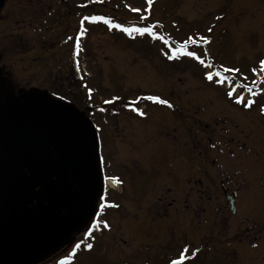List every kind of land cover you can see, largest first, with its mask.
I'll return each instance as SVG.
<instances>
[{
	"label": "rangeland",
	"instance_id": "374dc122",
	"mask_svg": "<svg viewBox=\"0 0 264 264\" xmlns=\"http://www.w3.org/2000/svg\"><path fill=\"white\" fill-rule=\"evenodd\" d=\"M71 2L78 4L86 31L78 32L79 62L99 78L91 96L100 100L106 89L123 90L124 127L102 123L88 130L91 142L84 137L76 143L75 132L54 128L73 108L71 86L46 79L45 91L25 92L21 85L10 137L14 145L24 138L30 145L9 149L11 177L0 176V194L12 193L0 197V264H264V0ZM55 3L0 0V38L9 30V68L22 54V65L38 56L28 65L34 72L12 73L14 81L42 76L40 67L53 70L46 78L63 68L59 46L52 43L56 34L48 31L57 29ZM94 46L102 48L98 55L106 61L90 57ZM242 88L249 91L242 94ZM139 110L145 116L137 117ZM222 119L235 134L234 157L226 152L218 157V149L201 138V129ZM47 122L50 128L43 127ZM18 154L36 162L26 164L29 183L20 174ZM203 154L209 162L201 167ZM214 157L217 164L210 163ZM0 158L4 171L7 160ZM218 170L221 177L234 176L229 189L239 200L234 215L220 197ZM58 171L65 175L63 192L78 174L94 187L92 203L104 190L107 194L76 230L32 222L42 204L53 205L62 195L57 177L47 183ZM105 180L117 188L104 187ZM203 210L214 215L211 228L202 223Z\"/></svg>",
	"mask_w": 264,
	"mask_h": 264
},
{
	"label": "flooded vegetation",
	"instance_id": "af4514ba",
	"mask_svg": "<svg viewBox=\"0 0 264 264\" xmlns=\"http://www.w3.org/2000/svg\"><path fill=\"white\" fill-rule=\"evenodd\" d=\"M58 2L56 0V3L54 4L56 6L57 12L55 15V20L57 22V29L56 30H48L49 32H54L56 34V40L52 43H57L60 49V57L58 59H61V62H64V66H59L58 73H56L55 76H50L49 78H46V74L53 71L50 67L44 68L40 67L41 72H43L42 76L33 77V76H21L23 77V82H16L14 81V77L11 76L12 73H18L20 75L24 74H31L34 72V70L30 71V67L28 65H31L33 63V59L36 62V54H33L30 56L31 60L28 58L26 60V64L22 63L23 57L25 54H22L21 57L16 59V64L13 68H9V30H5L4 38H0V156L3 155V160H7L9 157V149L11 151H19V149L23 148V140L17 141L14 145L12 144L13 140H11L10 132L13 131V127L9 124V118H15L17 115L12 114L15 106L17 104V101L21 102L20 99H18V92H21V85H25V92H33L36 91L37 88L41 91H45V88L47 86L46 79H50L52 82H56L58 85L67 84L70 85L72 88L71 92V99H69V103L73 108H70L66 110V114L64 115L62 122H57V124L54 125V128L57 131H61L63 129L72 130L75 132L76 138L75 142H84V137L87 138L89 142H91V138L88 136V130L90 128L94 127H100L102 123H106V127L109 129L110 126L117 128L118 130L122 129L124 127V104L120 102V100L123 98V90H119L117 92L110 91L109 89H106V91H109L108 93H105V96L102 99H93L91 96L92 89L99 84L97 83V80L99 78H96L95 72L88 73L87 75L84 74V71L82 69V66L80 65L81 62H79L78 58V32L80 28V23L77 18V9L78 4L77 3H69L68 0H59ZM94 10V8H92ZM93 21H98L97 19H94ZM51 36V35H50ZM93 41V40H92ZM97 45V44H95ZM102 48H98L97 46H94L91 50L89 49L87 53L90 54V57H93L94 59H98L101 55H98V53H101ZM24 53V52H23ZM43 55H46L44 52H42ZM26 56V55H25ZM46 58V57H45ZM10 59H14V57H10ZM108 59V57L102 55L101 56V62H104ZM81 60V59H80ZM20 61V62H19ZM25 63V62H24ZM95 62H93L94 64ZM100 68V67H98ZM94 69V67H93ZM96 71L99 76L102 74V71L100 72L99 69ZM103 76V74H102ZM109 77V75L107 76ZM107 77H103V81L105 82L107 80ZM24 78H28V81H25ZM96 81V82H95ZM104 82H101L102 84ZM20 85V86H19ZM107 86V85H106ZM104 86V88L106 87ZM99 87V86H98ZM49 88V87H48ZM9 90L11 91V95L9 96ZM28 94V93H27ZM109 96H108V95ZM61 97V96H59ZM10 98V99H9ZM62 111V108L60 107L57 112ZM136 116L140 118L142 112L139 110L136 113ZM142 116H145V113L142 114ZM148 116L150 117V113H148ZM60 117V116H59ZM11 118V119H12ZM24 118L21 117V120ZM66 123H64V122ZM69 122V123H68ZM226 121L224 119L217 120L213 125L210 126V129H207V127H204V136L202 135V140L206 141L207 145H210L213 148L218 149V157H224L225 152L227 153L228 157H234V145H235V134L233 132V129L230 126L224 125ZM50 124V123H49ZM48 124V122L43 126L44 128H50L51 126ZM18 127L16 129L17 131H23L24 125L22 124H15L14 127ZM48 131V130H46ZM264 131V129H263ZM15 136V135H14ZM14 138V137H12ZM107 139V136L104 137V140ZM201 140V141H202ZM264 137L261 139V143H263ZM72 143V142H71ZM245 144V143H244ZM243 145V144H242ZM245 146V145H243ZM206 148V147H205ZM207 151V148L205 149ZM5 154L8 156L5 157ZM19 160H21L23 163H30V160L24 159L20 154L17 156ZM201 158V157H200ZM1 161V158H0ZM205 162H209L208 157L203 154V157L201 158V167L202 164ZM210 163L217 164V157H214L210 160ZM8 164V165H7ZM207 164V163H205ZM204 164V165H205ZM6 169L4 171L0 170V176L4 178H8L9 176V160L5 163ZM204 168V167H203ZM26 166H21L20 170L21 172L26 171ZM217 174L219 176L218 178V189L220 190V197L223 196L227 191H230L229 189L232 188L235 184L233 183V176L226 175L225 177H221V171H217ZM204 174H202L203 176ZM29 174H23L24 180H28ZM65 175L61 174L59 171L58 173H51L49 174V178L47 179L48 183L52 182V180L57 177L59 184L58 187L59 193L61 192L62 195L58 198L59 202L57 200L53 202V205L49 204V201L45 203V205H41L43 209H39L41 212H37V218L36 220L32 221L33 223H41L45 224L47 226H53L54 228L57 227H64L67 230H76L80 227V225L83 222L89 221L93 216L94 213L93 208L100 204L101 201H104L107 199L106 191L104 190L102 195H97V200L95 203L93 202L94 194L93 190L94 187L91 185V183L83 176H80L78 174H72L70 179V185L69 189H67L65 192H63L65 183L63 178ZM201 176V177H202ZM198 177V181H200L199 184H201V181L205 184L204 177ZM46 181V182H47ZM104 184L106 185V180L104 181ZM103 184L104 187H106ZM97 189L99 190V184L96 183ZM202 185V184H201ZM108 188V187H107ZM203 189L199 190V192L203 193ZM235 198L236 208L238 207V198L235 193L236 191H232ZM203 196V194H201ZM11 190H9L8 193H1L0 197L8 198L10 196ZM209 197V196H208ZM225 199V198H224ZM223 199L224 204L225 201ZM41 202H44V199H42ZM107 206V203L105 204ZM100 207V206H99ZM97 212V211H96ZM202 213L201 219L202 223L204 220L203 225H212L213 222L212 219V213L209 211H200ZM28 222V221H27ZM247 228L245 230L248 231ZM253 238V237H250ZM246 238V239H250ZM247 243V242H245Z\"/></svg>",
	"mask_w": 264,
	"mask_h": 264
},
{
	"label": "snow or ice",
	"instance_id": "6c2138e0",
	"mask_svg": "<svg viewBox=\"0 0 264 264\" xmlns=\"http://www.w3.org/2000/svg\"><path fill=\"white\" fill-rule=\"evenodd\" d=\"M93 19H97L96 17H93ZM135 31H141V32H145L148 31V29H134ZM125 31H128V29H125ZM188 55H195V53H188ZM261 64L264 65V61H261ZM212 77L209 76V79H211ZM229 95H231V93H229ZM149 99H153V100H159V97H149ZM160 103H167L166 100H159ZM87 247L91 248L92 246L89 244L87 245ZM175 264V262H174Z\"/></svg>",
	"mask_w": 264,
	"mask_h": 264
},
{
	"label": "water",
	"instance_id": "95a60500",
	"mask_svg": "<svg viewBox=\"0 0 264 264\" xmlns=\"http://www.w3.org/2000/svg\"><path fill=\"white\" fill-rule=\"evenodd\" d=\"M24 144H25V145H30L29 140L26 139V140L24 141ZM226 197H227V200H229V208H230L232 211H234V200H233V196H232V194L228 193V194L226 195Z\"/></svg>",
	"mask_w": 264,
	"mask_h": 264
},
{
	"label": "bare ground",
	"instance_id": "6f19581e",
	"mask_svg": "<svg viewBox=\"0 0 264 264\" xmlns=\"http://www.w3.org/2000/svg\"><path fill=\"white\" fill-rule=\"evenodd\" d=\"M11 176H9V178H10Z\"/></svg>",
	"mask_w": 264,
	"mask_h": 264
}]
</instances>
